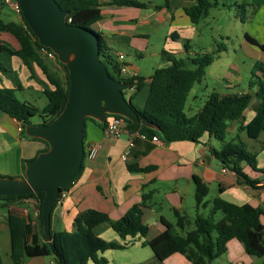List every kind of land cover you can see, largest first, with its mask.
<instances>
[{
	"label": "trees",
	"instance_id": "trees-1",
	"mask_svg": "<svg viewBox=\"0 0 264 264\" xmlns=\"http://www.w3.org/2000/svg\"><path fill=\"white\" fill-rule=\"evenodd\" d=\"M189 1H192L193 5L185 8L184 13L193 25H197L209 9L219 5L218 0ZM55 2L61 10L69 13L66 21L71 25L92 31L90 27L101 18V7L103 6L101 0H55ZM168 2L169 0H163V4L155 6V9L165 7ZM1 4L3 3L1 2ZM106 5L138 9L148 7L147 3L138 0H107ZM238 8L244 10L243 5ZM1 33L12 36L17 41L19 49L13 50L0 43V52H7L9 55L19 58L29 71L35 65L46 80L42 93L47 99V104L42 110L25 101L18 100L15 96V89L0 88V112L20 123L23 137L42 143L43 148L34 156L36 158L39 153L48 150V144L39 139L26 137L24 126L30 125L29 118L38 114H43L46 117L44 123L48 124L61 113L68 96V72L56 57L54 62L61 67L64 73V83L58 79L57 74L50 70L46 63L48 58L44 54V51L50 50L39 44L21 13H19L18 22H5L0 17ZM95 34L98 39L99 57L108 74L116 81H121L128 87L132 86V80L119 76L116 58L107 49L103 37L98 33ZM245 38L264 52V45L259 44L247 34ZM188 49L189 43L186 42L184 50ZM161 55L166 65L154 70L148 84H145L144 79L139 77L135 83V91L129 97L130 105L136 113L147 119L155 128L132 124L124 119L127 132L143 134L149 138L155 136L164 144L182 141L199 143L205 135H208L222 144L219 149H212L211 155L221 166L235 174L239 185L255 188L259 181L246 176L243 172V165L260 173L263 178L264 167H257L258 151L248 150L240 139L239 133H245L246 137L252 140H257L261 134H264V69L259 70L262 73L261 76L252 73L248 92L223 95L211 93L202 108L195 115L187 117L184 112L187 96L194 84L200 81L205 69L211 65L214 56L203 54L191 59H178L164 51L161 52ZM0 70L6 72L1 62ZM144 87H147L145 101L141 108H137L133 103L134 98ZM253 88H256L255 92H252ZM254 99L259 101L258 106L252 119L245 123L244 112ZM108 117L119 116L106 115V119ZM87 121H92L102 128L106 125V120L104 123H99L91 118H85V123ZM231 122H238V135L236 134L230 141H226ZM259 150H264V141L260 143ZM84 160L85 157L80 171L61 190V193L67 191L79 178L84 167ZM26 161L28 160L22 162L23 171ZM126 169L129 172L148 173L153 171L154 167L141 168L135 164H127ZM193 182L196 209H205L209 204L205 200L208 195V187L196 176H193ZM43 198V193L0 197L2 202L0 207L3 208H8L10 201L25 199L34 200L37 206L36 221L29 216L23 218L13 210L7 209L5 223L10 236L9 257L12 264H24L26 258L42 257H51L53 264H107V260L99 257V253H104L107 250H124L126 245L105 241L94 233V228L104 222L108 223L122 240L136 236L143 239L142 246L149 247L159 262L174 254H180L191 264H210L226 253L227 244L233 239L242 244L249 257H264V226L261 223V217H264V200L261 207H254L249 203L237 205L216 197L210 202L211 213L209 212L208 217L197 215L192 222L174 211L176 222L171 223L160 217V223L164 227L163 231L148 240L149 228L143 223L142 215L150 196L143 194L141 202L133 205L117 220H111L106 213L86 209L77 214L70 232L50 231L51 239L46 241L42 231L41 218ZM218 212L221 213V218L215 220L213 215ZM191 224L192 229L185 231V228ZM0 264H3L1 258Z\"/></svg>",
	"mask_w": 264,
	"mask_h": 264
},
{
	"label": "crops",
	"instance_id": "crops-1",
	"mask_svg": "<svg viewBox=\"0 0 264 264\" xmlns=\"http://www.w3.org/2000/svg\"><path fill=\"white\" fill-rule=\"evenodd\" d=\"M106 2L107 0H101L103 4L101 7V18L91 26V29L103 37L107 49L114 58L117 59L119 54L124 56V62L130 70L137 73L138 77L144 79L145 84L150 82V78L156 68L166 65L161 55L162 51L158 52L150 49L151 37L160 24L168 23L170 36L173 35L172 39L177 40H180L181 35L178 31L193 30V26H196L191 24L184 13L185 8L193 5V2L189 0H169L165 7L158 10L155 9V6L162 5L163 1L146 0L145 3L148 4L146 9L108 6ZM191 34L193 36L192 32ZM0 43L9 46L13 50L19 49L17 41L6 33L0 34ZM190 48L189 46V49L184 51L189 54L191 53ZM127 52H132V57L138 58L140 62L156 55L160 57L161 63L153 69L152 73L144 76L140 73V62L127 59L128 57L131 58L126 54ZM164 52L177 57L174 52ZM0 62L4 70H6V72L0 70V88H12L16 91H22L26 88L42 92L46 80L43 79L44 76L38 67L33 65L32 70L29 71L19 58L11 56L7 52H0ZM46 63L49 65L50 70L59 76L62 72L61 67L49 59L46 60ZM11 77L13 80H11ZM234 87L235 85L232 86V84L227 83L226 88L228 91L233 90ZM255 91L256 88H253L252 92ZM246 92L248 91L243 90L234 93ZM143 94L144 96L142 97ZM146 94L147 87H144L135 97L133 103L137 108L143 106ZM258 103V100H252L249 107L245 110L243 115L245 123L254 116ZM20 129L21 125L18 121L2 113V116H0V156H8L10 152L16 151L17 162L12 172L5 171L0 172V174L23 179L22 162L34 158L37 152L43 148V145L40 142L31 141L23 137ZM237 129L238 122H231L228 128V135L237 133ZM129 140H132L133 146L126 159L123 160L122 157L127 149ZM215 141L218 140L205 135L199 143L187 141L169 144H164L161 141L155 143L149 137L142 139L137 135L129 134L127 131L121 133L117 138H107L103 133L102 127L92 121H87L84 128V149L86 151L88 146L96 145L98 147L97 154L93 159L85 158L84 167L79 178L67 190L66 196L61 199V204L54 206L50 218V231L70 232L73 220L77 214L86 209H94L106 213L111 220H117L133 205L140 203L143 194H148L150 200L147 203V207L143 209L142 221L149 228L147 239H152L164 229L160 223V217L171 222L163 215L164 210H167V212L172 211L173 213L177 211L180 215L185 213V198L190 192L192 185L194 187L193 176L198 177L207 185L208 193L211 187L216 188V197L218 198L237 205L249 203L254 207H261L264 200L263 176L255 172L260 174V176L250 178L259 181L255 188L248 185H239L235 174L221 166L211 155L212 149H219L222 145L219 141L218 144ZM257 151V167L262 168L264 167V161L260 164L258 159L260 155L264 154V150H259L258 147ZM127 164H135L141 168L154 167V170L148 173L129 172L126 169ZM247 167V165H243V170H246ZM161 198H163V202L159 203ZM34 202L32 199L14 200L9 203L15 204H10L8 208L23 218L29 216L36 221L37 206L36 202ZM18 203H29V206H31L30 211L22 210L24 212H21V209L19 210L15 206ZM155 203L159 204V207ZM8 208L2 209L7 211ZM206 209H209L211 213L210 202ZM216 214L213 215L214 219ZM190 221L192 222V220ZM4 225L6 230H8L5 221ZM190 229H192V224L187 226L185 231ZM93 231L105 241L126 245L124 250L117 251L128 250L129 244H132L131 247L142 246L143 239L136 236L122 240L106 222L96 226ZM103 254L99 253V257ZM220 258L222 260L220 264H245L246 262L250 264L252 261L245 253L242 244H239L235 239L228 242L226 253L217 259ZM157 263L191 264L180 254H174L166 260L158 261ZM33 264L42 263L37 260ZM50 264H52V261H50Z\"/></svg>",
	"mask_w": 264,
	"mask_h": 264
},
{
	"label": "rangeland",
	"instance_id": "rangeland-1",
	"mask_svg": "<svg viewBox=\"0 0 264 264\" xmlns=\"http://www.w3.org/2000/svg\"><path fill=\"white\" fill-rule=\"evenodd\" d=\"M138 1L146 2V0ZM150 1L162 2L163 0ZM218 4V7H212L207 11L198 25L193 26V30L178 31V33H181L180 40L172 39L168 23H161L150 40V49L153 51L157 50L158 52H174L177 56L174 57L178 59H191L192 57L203 54L214 56L211 65L205 69L204 75L199 82L194 84L187 96L184 107V112L187 117L195 115L202 108L211 93L223 95L232 93V91H248L252 73L256 76H261L262 73L259 70L264 69V52L259 47L249 43L245 38L247 34L259 44L264 45V0H218ZM240 5L244 6V10L238 8ZM0 17L5 22L19 21V14L12 11L8 6L1 4V2ZM191 32L193 36H191ZM186 42L191 47V53L189 54L184 51V44ZM126 54L131 57H126L127 59L140 62L138 58L132 57V52H127ZM159 63H161L160 57L156 55L144 59L139 64L141 68L140 73L148 76ZM62 72L57 77L64 83L65 78ZM43 79L45 80V78ZM11 80H13L12 77ZM227 83L232 84V86L235 85L234 89L228 91L226 88ZM123 94L126 99H129V94L126 90H123ZM15 96L18 100L25 101L39 110H42L47 104V99L40 90L25 88L22 91H15ZM0 116H2V113H0ZM45 120L46 117L43 114H38L30 117L28 122L30 125H38ZM237 133L229 134L226 141H230ZM239 136L246 148L250 151H257L260 143L264 141V134H261L257 140L249 139L245 133H239ZM215 142L217 144L219 143L218 141ZM258 161L260 164L263 163L264 154L259 156ZM16 162V151L10 152L8 156L1 155L0 172H12ZM243 172L249 178L260 176V174L255 173L249 167L243 170ZM0 176L14 179V177L5 176L4 174H0ZM216 195L217 189L211 187L205 200L211 202ZM162 202L163 198H161L159 203ZM1 204L2 202L0 201ZM9 204L14 205L15 203ZM15 206L17 209H21V212H24L22 210L30 211L31 209L29 203H18ZM156 206L159 207V204H156ZM2 208L0 207V258L3 264H12L9 257V232L4 225L7 211ZM184 210L185 213L181 214V216H185L189 220H193L197 215L202 217H208L209 215V209H196L193 185L185 198ZM163 213L171 222H176L175 215L172 211L167 212V210H164ZM214 217L215 220H219L221 213L218 212ZM262 223L264 224V217L262 218ZM131 245H128V250L126 251L107 250L101 257L105 258L108 264H158L157 259L154 258L149 247L139 245L131 247ZM221 258L215 259L211 264H220L222 262ZM250 259L252 260L250 264H264V257H250ZM37 260L42 264H50L52 259L51 257H42L40 259L26 258L24 259V264H33Z\"/></svg>",
	"mask_w": 264,
	"mask_h": 264
},
{
	"label": "water",
	"instance_id": "water-1",
	"mask_svg": "<svg viewBox=\"0 0 264 264\" xmlns=\"http://www.w3.org/2000/svg\"><path fill=\"white\" fill-rule=\"evenodd\" d=\"M20 13L39 44L54 53L68 72L69 90L61 113L50 123L25 125L28 138L48 144L46 152L24 163V178L0 176V197L43 193L42 231L51 239V212L61 190L81 169L85 118L104 123L106 115L132 124L155 127L140 117L124 97L127 84L112 78L99 57L95 32L66 21L68 12L55 0H17Z\"/></svg>",
	"mask_w": 264,
	"mask_h": 264
},
{
	"label": "built area",
	"instance_id": "built-area-1",
	"mask_svg": "<svg viewBox=\"0 0 264 264\" xmlns=\"http://www.w3.org/2000/svg\"><path fill=\"white\" fill-rule=\"evenodd\" d=\"M0 2H2L4 5L8 6L12 11H14L15 13L19 14L20 13V8H19V4L17 0H0ZM45 56L49 59L54 61L55 60V55L53 52L51 51H44ZM117 62H118V74L120 77L122 78H127L132 80L133 85L127 87L124 89L128 92L129 97L131 96V94H133V92L135 91V83L138 81V75L135 71L130 70V68L128 67V65L124 62V56L119 54L117 55ZM21 131V129H20ZM127 131L126 130V123L124 121V118L122 117H108L106 119V125L103 128V133L105 135V137L107 138H117L120 136L121 133ZM131 135H137L138 137L142 138V139H146V136L143 134H131ZM151 141L155 142V143H159L160 140L157 137H152ZM133 143L132 140H129L127 149L125 151V153L123 154L122 159L125 160L126 157L129 154L130 149L132 148ZM97 150L98 147L96 145H91L88 146L84 157L88 158V159H93L95 158L96 154H97ZM224 171V170H222ZM67 194V191H63L62 193L60 192V195L58 197V199L55 202V205H60L61 204V199L64 198ZM35 203V202H34ZM54 205V206H55ZM53 264V263H52Z\"/></svg>",
	"mask_w": 264,
	"mask_h": 264
}]
</instances>
